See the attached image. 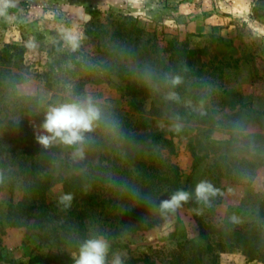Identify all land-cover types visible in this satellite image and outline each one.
Wrapping results in <instances>:
<instances>
[{"label": "rangeland", "instance_id": "rangeland-1", "mask_svg": "<svg viewBox=\"0 0 264 264\" xmlns=\"http://www.w3.org/2000/svg\"><path fill=\"white\" fill-rule=\"evenodd\" d=\"M191 49L202 52L188 57ZM177 61L187 63L184 82L177 81ZM85 98L101 119L76 153L53 154L37 142L50 107ZM34 105L39 118L29 112ZM0 119L2 159L11 158L8 146L28 148L27 168L37 165L42 176H79L109 157L98 178H110L113 168L132 178L140 161L161 157L179 166L187 192L211 183V203L193 195L174 209L161 207L171 197L162 189L146 216L153 227L125 234L130 253L116 250L110 264L128 254L146 255L150 264H264V0H0ZM174 128L192 136L205 156L194 171L184 141L174 140L172 155L148 138ZM7 163L4 170L15 173L0 176V259L19 264L56 254L31 235L40 230L33 220L21 228L6 224L10 202L32 180L18 172L19 163ZM116 186L96 184L97 197L115 198ZM66 198L60 183L46 192L62 211L58 218L74 206ZM125 204L110 207L121 214ZM97 239L110 246L105 236ZM193 243L212 251L198 254Z\"/></svg>", "mask_w": 264, "mask_h": 264}, {"label": "trees", "instance_id": "trees-1", "mask_svg": "<svg viewBox=\"0 0 264 264\" xmlns=\"http://www.w3.org/2000/svg\"><path fill=\"white\" fill-rule=\"evenodd\" d=\"M213 39L215 43H223L224 41L222 37H214ZM201 52V49H191L188 50L187 56H196ZM178 63L176 67H179L180 72L177 81L184 82L182 74L186 70L187 63ZM125 89L129 94L135 95V90L128 82ZM75 90V95H78L79 91L77 88ZM229 105L232 106L233 104ZM35 108L37 109L36 105L32 106L29 112L39 118L43 114L42 109L35 112ZM2 122L3 120L0 119V124ZM148 138L152 144L167 150L172 155L176 154L174 140L184 141L191 156L192 171L205 160V156L197 153L193 137L183 130L174 128L167 129L164 132L149 133ZM1 142L2 139L0 138V148H2ZM13 143L7 140L4 145L8 146ZM49 148L53 154H73L77 152L78 145L67 146L59 142H53ZM6 150L12 152L9 160L19 163L18 172H30L32 177L31 182L25 186L21 199L16 203L10 202L5 216L6 224L9 227L21 228L28 226L29 221L33 220L31 227L40 228V230L31 233V235H35L40 239L39 245H47L49 251L55 248L57 252L54 255L37 253L29 258L27 262H20L19 264H75L81 244L88 239H97L99 235L110 239L109 251L106 257V264H110L111 255L116 250H127L130 253L129 245L125 242V234L132 235L135 232L147 231L153 227L152 222L146 221V216L153 206L160 203L159 194L162 189L167 188L170 195L180 189L187 191V180L183 183V174L179 166L169 158H148L140 161L137 169L133 172L132 178L126 177V170L114 171V168L112 169L114 174L110 178H107L108 174L98 178L102 171L106 169L102 165V161L109 160V157L101 158L98 165L79 176L60 178L53 177L48 173L42 176L41 170L33 163L27 168L30 156L28 148H19L15 144L11 147L8 146ZM7 161L2 159L0 150V176L4 177V181L8 175L15 173L10 169L4 170L8 164ZM239 164L252 168L256 166L254 163L244 161L239 162ZM24 167H26V170H24ZM113 182H118V186L115 187V198H98L96 184L101 183L104 186ZM10 183L11 181H8V185ZM57 183L61 184L64 194L72 198L74 202V206L68 208V212L62 218L56 216V211L59 214L62 211L58 210L55 204L46 201V192ZM112 202H114V205L118 202H125L123 213L114 214L115 207H110ZM209 203L211 202L209 201ZM55 219H60V224H52ZM107 220L110 221L106 222ZM195 220L200 229V236L204 238L206 231L202 217L196 216ZM192 249L198 254L212 251L210 245L200 243H193ZM73 252L78 253L73 256L71 254ZM0 261L15 264L12 261L1 259ZM121 261L122 264L151 263L146 255L137 257L128 254Z\"/></svg>", "mask_w": 264, "mask_h": 264}, {"label": "clouds", "instance_id": "clouds-1", "mask_svg": "<svg viewBox=\"0 0 264 264\" xmlns=\"http://www.w3.org/2000/svg\"><path fill=\"white\" fill-rule=\"evenodd\" d=\"M101 119V111L91 98L76 100L50 107L40 125L41 132L37 142L48 147L53 142L67 146H76L85 142V134L93 131L96 122ZM82 155V153H77ZM216 190L207 181H201L194 188V193L177 190L169 200L162 202L163 209H174L182 202L189 201L194 195L199 201L208 202ZM66 199H70L67 197ZM109 245L102 239H88L81 244L75 264H106ZM113 264H122L117 256Z\"/></svg>", "mask_w": 264, "mask_h": 264}]
</instances>
